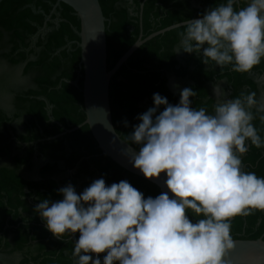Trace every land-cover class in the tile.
Here are the masks:
<instances>
[{"label": "trees", "instance_id": "16d2710c", "mask_svg": "<svg viewBox=\"0 0 264 264\" xmlns=\"http://www.w3.org/2000/svg\"><path fill=\"white\" fill-rule=\"evenodd\" d=\"M106 17L107 65L112 69L136 42L152 32L177 22L201 17L205 10L226 0H99ZM239 0L234 9L246 6ZM143 4V6H142ZM45 34L41 35V31ZM80 20L69 5L58 0H2L0 2V59L22 65L34 85L13 90L15 111L0 107V153L11 155L14 166H0V253L18 254L17 264H74L71 253L77 232L56 239L34 211L43 199L58 201V189L72 184L80 194L94 180L107 185L127 180L147 198L161 194L157 185L114 162L99 147L85 120L83 68L81 64ZM183 26L160 34L140 46L112 76L110 105L116 131L127 140L140 123L137 117L154 106L159 93L176 105L180 93L169 86L170 77L192 88V107H204L213 114L220 102L212 87L224 82L229 99L243 92L260 95L255 75H264V58L247 73L231 71V65L208 69L195 53L179 59ZM164 106H160L162 111ZM258 134L264 139V114L252 109ZM22 121V131L15 122ZM127 121V125L124 123ZM78 128L74 129L75 127ZM242 157L245 172L264 177V148L246 142ZM139 150L140 145L132 144ZM22 154H14V150ZM45 158L37 178L20 172L31 168L36 158ZM190 219H199L188 210ZM232 239H264V211L231 220ZM106 254V253H105ZM101 260L103 261V255Z\"/></svg>", "mask_w": 264, "mask_h": 264}, {"label": "clouds", "instance_id": "9594fccd", "mask_svg": "<svg viewBox=\"0 0 264 264\" xmlns=\"http://www.w3.org/2000/svg\"><path fill=\"white\" fill-rule=\"evenodd\" d=\"M238 2L226 0L201 18L186 19L180 49L197 54L208 69L231 65V71L247 73L260 64L264 0L236 10ZM196 94L185 87L173 105L154 93V106L137 117L140 123L125 140L140 145L130 155L133 166L148 179L164 173L171 196L145 198L127 180L109 186L99 178L80 194L68 184L58 189L62 200L43 199L35 206L56 239L79 233L74 264H232V218L264 211V177L245 172L242 162L246 142L264 148L252 123V109L264 113V105L255 92H242L208 114L191 106ZM259 119L264 123V114ZM188 210L202 218L190 219Z\"/></svg>", "mask_w": 264, "mask_h": 264}, {"label": "water", "instance_id": "95a60500", "mask_svg": "<svg viewBox=\"0 0 264 264\" xmlns=\"http://www.w3.org/2000/svg\"><path fill=\"white\" fill-rule=\"evenodd\" d=\"M58 2H63L72 7L80 20L78 34L80 36L79 46L83 68V104L86 116L83 124L89 126L99 147L107 156L125 170L145 178L140 170L133 166L130 159L132 152L138 153L139 150L130 143H126L114 126L110 105V81L112 76L140 46L160 34L183 26L184 21L152 32L146 37L141 34L136 42L119 58L113 68L108 69L106 17L100 1L58 0ZM168 84L170 86V80ZM261 105H264V97L261 98ZM124 150H129V155L125 154ZM145 179L157 185L161 193L168 192L170 196L172 195L164 183L167 179L164 173H161L159 178ZM233 240L234 249L229 251L227 257L232 264H264L263 236L257 239Z\"/></svg>", "mask_w": 264, "mask_h": 264}, {"label": "rangeland", "instance_id": "374dc122", "mask_svg": "<svg viewBox=\"0 0 264 264\" xmlns=\"http://www.w3.org/2000/svg\"><path fill=\"white\" fill-rule=\"evenodd\" d=\"M45 32L42 30L41 35H44ZM179 59H182V55L184 53L180 47L177 49ZM32 75H25L23 72L22 65H11L6 61L0 59V107L6 111L8 114H12L15 111L14 106V93L13 90L25 89L32 87L34 85ZM260 79V78H258ZM264 86V80H261ZM182 83L174 77H170V87L176 93H180L182 90ZM226 91V85L224 82H219L217 85L212 87V92L214 96L219 101L228 100V94ZM261 104V100H258ZM17 120L15 122V126L18 131H22V121L18 123ZM14 154H22L21 150H14ZM45 162V158H36L33 162V166L31 168H21L20 172L29 178H37L39 176V166ZM14 166L13 158L11 155H4L0 153V166ZM19 260L18 254H8L1 252L0 253V264H17Z\"/></svg>", "mask_w": 264, "mask_h": 264}, {"label": "flooded vegetation", "instance_id": "af4514ba", "mask_svg": "<svg viewBox=\"0 0 264 264\" xmlns=\"http://www.w3.org/2000/svg\"><path fill=\"white\" fill-rule=\"evenodd\" d=\"M263 76L264 75H260V76L255 75V80L259 83V86H260V95H259L258 100H261V98L264 97V86H263V83L261 82V80H264V78H262Z\"/></svg>", "mask_w": 264, "mask_h": 264}]
</instances>
